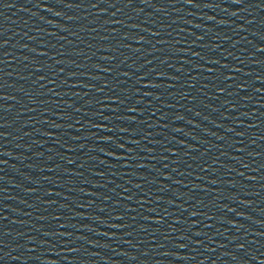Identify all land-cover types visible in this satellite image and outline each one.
<instances>
[{
    "label": "water",
    "instance_id": "95a60500",
    "mask_svg": "<svg viewBox=\"0 0 264 264\" xmlns=\"http://www.w3.org/2000/svg\"><path fill=\"white\" fill-rule=\"evenodd\" d=\"M193 3L0 0V264H264V0Z\"/></svg>",
    "mask_w": 264,
    "mask_h": 264
},
{
    "label": "snow or ice",
    "instance_id": "6c2138e0",
    "mask_svg": "<svg viewBox=\"0 0 264 264\" xmlns=\"http://www.w3.org/2000/svg\"><path fill=\"white\" fill-rule=\"evenodd\" d=\"M102 2H103V0H102ZM146 2H147V0H146ZM186 2L189 3L192 6H195L194 3H193V0H186ZM232 2L235 3V4H241L242 3V0H232ZM69 6H71V5H69ZM96 6L97 5H93V7H96ZM156 35H158V33ZM198 39H201L202 40L203 37H199ZM4 46H5L4 44H0V47H4ZM259 50L260 51H264V49H259ZM135 51H139V49H136ZM196 55H199V54L197 53ZM0 62H2V61H0ZM209 63L219 64V61L218 60H213V61H209ZM221 67H227V65H222ZM101 70L102 71H108V69H101ZM207 71L208 72H212L213 69L212 68H208ZM234 71H239V70L238 69H235ZM41 79H43V77H41ZM226 79L231 80V79H233V77L232 76H227ZM77 86L78 87H86V85H77ZM105 87H107V85H105ZM144 87H159V85H155V84H153V85H144ZM244 90H246V89H244ZM257 91H259V89H257ZM2 99H6V97H0V100H2ZM113 103H122V101H115L114 100ZM69 107H71V105H69ZM76 111L79 112L80 109L77 108ZM128 111H130V112H136L137 109L136 108H129ZM140 114L142 115L143 113L141 112ZM85 115H87V113H85ZM153 115H155V113H153ZM181 119H182V117H181ZM132 122H135V121H132ZM95 127H98V126H95ZM121 131H126V129H121ZM105 142L108 143L110 141H109L108 138H105ZM117 147H123V146L122 145H117ZM172 154L173 155H177V153H172ZM117 159H119V157H117ZM71 162L72 161L69 160V163H71ZM127 166L128 165H125V167H127ZM205 171H207V169H205ZM165 179H170V177H165ZM211 183H215V181H211ZM49 195H51V193H49ZM89 195H91V193H89ZM141 203H143V201H141ZM169 203H171V201H169ZM185 211H187V209H185ZM193 215H195V213H193ZM118 218L119 219H123L122 216L121 217H118ZM56 219H59V217H56ZM153 222L156 223V224H160L163 221L160 220V219H158V220H155ZM176 223L178 224V223H180V221H176ZM113 227H115V225H113ZM197 235H199V233H197Z\"/></svg>",
    "mask_w": 264,
    "mask_h": 264
}]
</instances>
